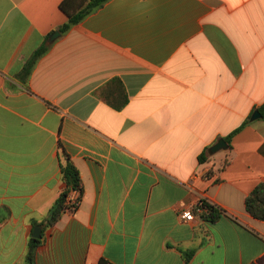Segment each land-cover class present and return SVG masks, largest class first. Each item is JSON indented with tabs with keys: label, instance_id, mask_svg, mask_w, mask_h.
<instances>
[{
	"label": "crops",
	"instance_id": "obj_1",
	"mask_svg": "<svg viewBox=\"0 0 264 264\" xmlns=\"http://www.w3.org/2000/svg\"><path fill=\"white\" fill-rule=\"evenodd\" d=\"M63 1L0 0V264L38 226L35 264H264V0H109L48 44ZM65 152L84 191L51 227Z\"/></svg>",
	"mask_w": 264,
	"mask_h": 264
},
{
	"label": "trees",
	"instance_id": "obj_2",
	"mask_svg": "<svg viewBox=\"0 0 264 264\" xmlns=\"http://www.w3.org/2000/svg\"><path fill=\"white\" fill-rule=\"evenodd\" d=\"M109 0H64L60 4L61 10L67 15V22L63 24L59 32L61 34L68 33L74 26L81 23L86 17L97 11ZM49 50V46L43 44L39 47L31 59H29L23 68V79H26L31 74L37 61L43 57ZM128 103V98L121 101L117 109L123 108ZM260 112L264 117V104L260 107ZM231 135L227 137V141L230 142ZM207 153V154H206ZM209 154L208 150L201 156V161L207 160ZM62 179L66 185L64 191L61 193L59 198L56 200L54 205L49 211V217L47 219L49 226H54L61 218L62 214L71 210L66 204V199L70 192L79 190L81 193V200L83 196V183L78 168L73 162L71 156L68 153H64V162L61 165ZM202 206L206 209V218H211L215 221L222 211L216 207L210 205L206 201H202ZM246 210L256 219L264 221V183L259 184L245 199ZM40 241L37 239H31L29 249L26 255L27 264H35V252ZM100 264H105L101 261Z\"/></svg>",
	"mask_w": 264,
	"mask_h": 264
},
{
	"label": "water",
	"instance_id": "obj_3",
	"mask_svg": "<svg viewBox=\"0 0 264 264\" xmlns=\"http://www.w3.org/2000/svg\"><path fill=\"white\" fill-rule=\"evenodd\" d=\"M61 36V32L56 31L54 32L51 37L48 40V44H52L58 37ZM262 117V114L258 111L255 110L253 115L251 116V121H255L259 118ZM228 149V144L224 139H220L219 141H217L212 147L209 148L208 150V154L209 155H214L216 153H218L221 150H227ZM33 237L35 239H41L42 235H41V227H36L35 231L33 233Z\"/></svg>",
	"mask_w": 264,
	"mask_h": 264
},
{
	"label": "built area",
	"instance_id": "obj_4",
	"mask_svg": "<svg viewBox=\"0 0 264 264\" xmlns=\"http://www.w3.org/2000/svg\"><path fill=\"white\" fill-rule=\"evenodd\" d=\"M81 203V193L79 190H74L69 193L67 199H66V204L71 207V210H68L69 212H74L78 209ZM199 212H205L206 209L202 206V203L198 207ZM180 217L183 220L186 221H193L195 219V213L193 210H184L181 214Z\"/></svg>",
	"mask_w": 264,
	"mask_h": 264
}]
</instances>
